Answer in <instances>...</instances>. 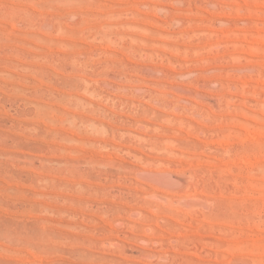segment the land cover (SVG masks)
Listing matches in <instances>:
<instances>
[{
	"label": "rangeland",
	"instance_id": "obj_1",
	"mask_svg": "<svg viewBox=\"0 0 264 264\" xmlns=\"http://www.w3.org/2000/svg\"><path fill=\"white\" fill-rule=\"evenodd\" d=\"M0 264H264V0H0Z\"/></svg>",
	"mask_w": 264,
	"mask_h": 264
},
{
	"label": "bare ground",
	"instance_id": "obj_2",
	"mask_svg": "<svg viewBox=\"0 0 264 264\" xmlns=\"http://www.w3.org/2000/svg\"><path fill=\"white\" fill-rule=\"evenodd\" d=\"M148 177H150L151 179H155L163 184H169L170 180L168 179V176L164 173L162 174H146Z\"/></svg>",
	"mask_w": 264,
	"mask_h": 264
}]
</instances>
